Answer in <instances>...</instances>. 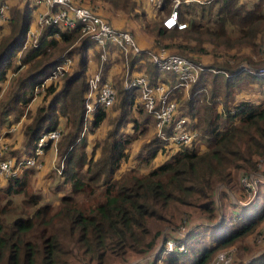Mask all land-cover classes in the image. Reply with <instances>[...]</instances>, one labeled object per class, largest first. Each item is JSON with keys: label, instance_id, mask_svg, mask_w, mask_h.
I'll list each match as a JSON object with an SVG mask.
<instances>
[{"label": "trees", "instance_id": "16d2710c", "mask_svg": "<svg viewBox=\"0 0 264 264\" xmlns=\"http://www.w3.org/2000/svg\"><path fill=\"white\" fill-rule=\"evenodd\" d=\"M98 1L79 0L77 5L97 13L94 7ZM102 1L114 10L126 12L125 20L136 24L137 30L153 32L154 44L149 48L160 47L169 40L167 46H174L183 56L191 52L209 54L206 44L214 54L222 53L213 67L227 73L225 91L218 96L217 77L210 80L211 71L201 73L188 96L181 87L175 89L172 97L178 101V108L173 123L187 117L190 128L199 133L197 141L173 153L168 142L157 136L151 142L148 158L162 155L166 159L147 173L128 170L118 176L123 163L130 158L129 148L135 140L133 135L123 134V128L132 124L136 130L149 120L138 118V106L139 115L145 111L153 118L143 108L139 90L123 87L117 91L112 127L104 142L88 154L84 149L85 137L81 135L89 92L90 53L97 57L100 46L83 36L80 27L61 30L50 26L41 34L37 47L24 49L35 6L31 2H25L23 7L13 5L8 32L0 37V84L7 81L10 73L16 74L8 97L0 102V126L9 122L10 115L18 121L25 114L36 85L64 57L73 56L76 67L59 90L53 84L47 88L46 95L54 97L38 107L25 127L23 153L10 156L8 149L7 154L17 160L29 157L40 136L61 128V119L66 117L69 130L58 145L60 159L65 160L59 177L70 190L61 195L59 205H54L43 203L42 193L32 190L27 182L23 184L29 175L27 170L7 180V187L0 192V264H107L114 258L129 261L131 255L144 257L159 246L162 238L168 239V231L163 234L170 226L177 231L183 208L196 209L207 223L194 226L186 237L187 251L168 255L166 264H210L218 251L255 234L264 222V202L259 201L264 182L259 185L256 198L242 206L253 207L251 213L240 209L236 215L234 210L239 205L223 195L218 205L215 193L219 184H227L240 193V200H245V191L236 182V176L258 172L259 164L264 163V101L231 103L241 85L240 63L246 62L255 71L264 66V62L252 56L264 52V0H192L183 4L187 10L181 8L180 19L188 23L184 30L167 29L163 24L162 11L170 13L172 0H165L164 9L152 5L160 16L155 21L147 17L141 0ZM129 32L133 34L132 30ZM107 49L108 62L120 60L114 53L123 54L118 46L108 44ZM21 50L22 63L31 66L19 75L14 62ZM129 56L131 73L139 72L151 85L174 87L179 83L175 74L158 69L148 57L135 53ZM248 75L253 81H264L258 72ZM114 104L95 112L91 131L104 122L106 111ZM98 148L100 154L95 158ZM18 193L24 196L14 201ZM220 216V223L211 225ZM159 225L160 230L156 228ZM178 237L179 233L173 238ZM247 264H264V252Z\"/></svg>", "mask_w": 264, "mask_h": 264}, {"label": "built area", "instance_id": "2783aa9c", "mask_svg": "<svg viewBox=\"0 0 264 264\" xmlns=\"http://www.w3.org/2000/svg\"><path fill=\"white\" fill-rule=\"evenodd\" d=\"M31 2L33 6H44V12H40L35 18L36 22L29 28L24 49L28 47H37L40 36L45 29L50 26L63 29H75L80 27L83 36L89 37L97 43L103 53L107 50L108 44H115L125 55L130 53L146 55L158 69L173 73L179 79V83L170 87L165 84L151 85L148 79L143 75H135L127 79L126 89L137 88L140 92V102L143 108L153 116L156 124L157 136L167 141L171 151L180 152L188 148L197 141L199 133L190 128V121L187 117H182L175 121L174 115L178 108L177 101L172 97L173 91L179 87L188 94L193 84H195L204 68L198 63L180 55L172 54L166 48H160L154 51H146L140 47L132 33L126 30L118 29L108 23L93 9L75 4L72 0H18ZM154 3L156 8H162L165 0H149ZM191 0H172V9L163 19V24L167 29L184 30L188 23L180 19L181 7L184 3H190ZM11 0H0V29L7 25L10 20V11L12 8ZM59 37V35H57ZM254 60H258L253 57ZM246 66H240L239 72L256 73L264 77V66L259 71L252 69L246 62ZM72 60L66 56L56 66V68L47 75L42 82L38 83L34 89V98L40 92L44 91L51 83L56 82L63 77L72 67ZM223 72L224 71H215ZM117 96V90L111 80L107 77L94 73L89 79V92L86 97L85 121L94 117L99 109L111 107ZM15 129L11 128V131ZM62 137V129L57 128L50 132L43 133L35 144L32 155L29 157L4 158L0 159V178L8 180L21 176L23 171L30 169H39L42 167V161L48 150H52L58 160V143ZM64 158L60 159L58 166L55 167L59 174L64 168ZM260 170L251 174H245L240 177V184L245 191V200H239V204L251 203L258 194V188L264 182V164H259ZM194 228L186 222L182 225L177 239H168L164 241L160 250L154 251L146 258L140 260L143 264H166L168 255L174 252H186V237L189 231ZM232 256L226 252H218L212 264H232Z\"/></svg>", "mask_w": 264, "mask_h": 264}, {"label": "rangeland", "instance_id": "374dc122", "mask_svg": "<svg viewBox=\"0 0 264 264\" xmlns=\"http://www.w3.org/2000/svg\"><path fill=\"white\" fill-rule=\"evenodd\" d=\"M24 3H25L24 1H18L17 2V4H19L18 6H21V7H23ZM151 5L155 6L154 3H152ZM171 7H172V4H171ZM182 8L184 10L188 9V7L186 5H183ZM166 15L167 14H164V16H166ZM134 25L136 26V24H134ZM4 27H6V30L0 32V37L8 32L7 31L8 24ZM148 34L150 35V37H149V41H150V38H153V37H152L151 33H148ZM162 43H163V45L160 47L157 46L154 48H152V47L147 48V47L142 46L141 48L146 50V51H154V50H156L155 48H157V49L158 48H166L172 54L180 55L182 57L190 59L191 61L198 63V65L200 64V66L204 68L203 72L211 71L212 76L210 77V80H212L215 75H216V77H218L217 83H216L217 87L224 84L225 76L222 74H219L218 72H215V71H222V70H218V68L213 67V65L216 64L215 62L220 60L219 58H221V57L219 55H222V53L214 54L212 51H210L212 49V47L209 44H206V47L208 48L207 50L209 51V54L199 55L197 53L191 52V53H188L189 56H183L178 52V50L174 46H172V48L167 46V44L170 43L169 40L166 43L165 42H162ZM145 46H147V45H145ZM69 50L70 49H68V51ZM245 52H246V49H245ZM114 53H115V55H117L118 58H120V60L115 61L114 63H111V67L113 66L116 68V66H119V68H116L115 71L110 72L112 74L109 75L108 78L111 79L112 83L114 84V87H116V90L118 91L119 89L126 86V82H127L128 78L133 77V74L138 75L140 73L139 72H137V73L133 72V74L131 73V67L129 64L130 61L132 60L131 56L121 54V53H118L116 51ZM23 55H24V50H21L20 53L15 57L14 65H15V69L19 75L25 73L27 71L28 67L31 66L29 64H23L22 63ZM252 56L255 57L256 59H258L259 61L264 62V52L263 51L252 54ZM144 57H146V55H144ZM69 58L73 62V65L70 68V70L63 77H61L59 80L51 83V85L52 84L55 85L57 90H59L62 87V85L66 79V76H68L70 73H72L73 69H75V67H76V59L74 60L73 56L69 57ZM97 59H98V66L96 67L95 71L92 74L98 73V74L106 77L107 76L106 75V69L109 67V62L105 60V56H103V58H102L100 53L97 54ZM244 63L245 62L240 63V66H246V64H244ZM17 67H18V69H17ZM129 67H130V69H129ZM144 67H146V64L144 65ZM15 74H16V72L10 73L7 81H5V83L0 84L2 87V90L0 92V102L6 100V98L8 97V91L10 90L11 87L13 88L12 82H13V78H14ZM92 74H89V79H90V76ZM248 74H249V72L244 71L240 75L238 83L241 85H240V88L238 90L236 88L237 92L235 93L234 101H232L231 103H235V102L237 103L239 101L237 99L238 95H243V94L249 95V92L254 89L253 84H255V83H257L259 85L258 88H260L261 91H264V81L263 80L253 81L251 76H249ZM219 78L221 79V81L219 80ZM49 86H47L44 91L37 94V96L35 97L36 101L34 103H32L33 102L32 101L31 103L28 104V106L25 109V114L18 121H15V117L13 115H10L11 118H10L9 122L6 124V128L10 129L13 126L18 127L16 124L19 123V129L20 130L14 134L12 132L9 138L12 139V141L15 140L14 141L15 143H18L19 140L21 139V137H24V139H25V141L23 143L24 149H25V142H26V136L24 134L25 127L31 122L32 118L36 114V110L38 109V107L43 105V103L44 104L49 103V101L54 97L53 94L46 95L47 88ZM222 90L220 92H217V93H219L218 95H222ZM217 91H218V89H217ZM189 93L184 94V95L188 96ZM179 94H180V92L176 93L177 100H179V98H178ZM182 94H183V92H182ZM34 95H35V93L33 94V99H34ZM259 95H264V93H260ZM182 97H183V95H182ZM177 103H178V101H177ZM117 104H118V101H116V103L114 104V106L110 110L106 111L107 112V118L104 120V122L99 127L94 128V130H92V131L90 128H91V122H92L93 118L91 120H89L86 130H85L86 121L84 119V127H83L81 137H85V140H86L85 145L86 146H84V149L88 154L92 153V150L97 146L98 143L102 144L104 142V140L106 139L108 132H109L108 130L110 127H112V124H111L112 119L116 115L114 108L116 107ZM219 108H222V105L219 106ZM139 111L140 110H139V106H138V109L136 110V115L138 116V118L141 121H144L146 119V117H149V120L148 121L145 120V122L141 124L140 128L136 129V130H134L132 124H129L127 127L123 128L122 133L125 135H133L135 140L132 142V144L129 148V157L130 158H128V160L123 163L121 169L118 172V176H120L122 173H124L125 171H128V170H133V171L138 172L140 174L147 173L152 167L156 166V163L158 161H160V158H154V159L148 158V155H149L148 150H150V148L153 147V144H151V142L153 140H155L157 137V132L155 130L156 124H155L154 118L150 117L145 111L140 113V115H139V113H138ZM152 124L154 127V131L152 128ZM60 127L62 128L63 131H62V137H61L59 143L62 141V139L64 138V135L69 130L66 117H63L61 119ZM59 143H58V145H59ZM202 146L205 147L204 145H202ZM9 149H10V151H9L10 156L18 155L19 153L21 154L24 151V150H22V148L20 146H15V147L13 146V148L11 149V145H10ZM100 150H101L100 148L97 149L95 158H97L99 156ZM160 156H162V155H160ZM7 157H9V156H7ZM58 158L59 159L56 161L55 167L58 166V163H59L58 161L60 160L59 152H58ZM53 171H54V173L51 176L49 175V177H48L50 184H49V182L47 183V181H45V184H42V182L38 183L41 180V179H39L40 177H37L36 176L37 174L34 175V173H32V172H29L28 178L26 177V179L23 180L24 181L23 184L27 182V184L29 183L32 190L42 193L43 197H44L43 203L48 202V203H51L54 205H59L61 195L65 194V193L67 194V192H69L70 188H69L68 184L63 183L64 181H63V179H61L59 177L60 174L58 171H56V168L53 169ZM239 178H240V175H237L236 176V182L240 185ZM4 180L5 179L0 178V192L7 187L8 182H5V183L2 182ZM5 181H7V180H5ZM241 189H242V187H241ZM233 191H234L235 195L239 196V194H240L239 192H237L236 190H233ZM217 192H218L217 193L218 194L217 200L220 198L221 195H223V197L224 196L227 197L229 200H231V199L233 200V197H232L233 193L226 186L223 187V185H220L218 187ZM23 196H24L23 193H20V194L18 193V194H16V196L13 197V200L19 201L20 199L23 198ZM242 199H244V198H242ZM81 200H82V198H81ZM260 200H261V202H264V188L261 189V191H260L259 201ZM241 207L242 206L236 207V209L234 210V213L236 215L238 212H240V209L243 210L244 212H249V213L254 211L253 207H247V208H244V207L241 208ZM182 211L184 214H182L181 216L179 215V219L177 222V224H178L177 231L176 232L173 231L172 230L173 227H171V226L169 229H167V227L165 228V230L166 229L167 230L164 231L163 235L165 236L166 232L168 231V233H169L167 236L168 239H175L173 237H175L176 234H178L179 231H181V227L186 221L187 222L189 221L191 223V224H188L186 222L187 225L193 226V227L197 226L196 228L207 223L206 218L203 215H201L194 208H183ZM161 226L162 225H159L156 228H158L160 230ZM163 239H165V237L162 238V241H163ZM162 241L159 243V246L154 251H157V249L162 244ZM164 241H166V240H164ZM186 241H187V239H186ZM222 251L226 252L232 256L234 264H241V263L247 264L251 260V258H255L256 256L263 253L264 252V222L261 224L260 228L258 229V231L255 234H253L249 237H246L244 240L237 242L235 245L228 247L226 249L220 250L218 252H222ZM152 253H150V254H152ZM150 254H148V255H150ZM148 255H146L144 257L131 255L129 258V261L128 260L124 261V260H120L119 258H114V259H110L107 262V264H143V262H141L140 260L146 258ZM215 257H216V255L214 256V258ZM214 258H213V260H214ZM213 260L210 264L213 263ZM125 262H127V263H125Z\"/></svg>", "mask_w": 264, "mask_h": 264}, {"label": "crops", "instance_id": "0c3cea01", "mask_svg": "<svg viewBox=\"0 0 264 264\" xmlns=\"http://www.w3.org/2000/svg\"><path fill=\"white\" fill-rule=\"evenodd\" d=\"M11 1H12V5L17 4V2H18V0H11ZM72 1L75 4H78L79 0H72ZM141 1H142V8L144 10H146L147 17L149 18V20L155 21L158 18L160 19V16L158 15V13H159L158 10H156L151 5L152 3L149 0H148L149 2L147 0H141ZM149 3H151V4H149ZM94 8L96 9L97 13L103 19L104 18L108 19L113 24L114 27H116L118 29H122V30H129V31L132 30V32H133L138 44L140 45V47L143 46V47L149 48L151 45L154 44L153 32H151L149 29H147V31H145V32L137 30V28H136V26L134 25L133 22H129V21L125 20V17H127L126 12H124L122 10H119V9H115L114 10V8L109 3L104 2L102 0H99ZM161 9H164V6ZM44 10H45L44 6L35 7V10L33 12V24H34V22H36L35 18L37 17V15L40 12H44ZM162 12H163L162 13L163 16H164L165 13H167L166 11H162ZM5 30L6 29H4V31ZM148 33H151L152 37H153V38H150V41H149L150 35ZM145 45H147V46H145ZM107 50L104 51V53H103V51L101 49L100 52H99L101 54L102 58H103V56H105V60L106 61L108 59ZM97 66H98L97 57H95V55L93 53H90L89 74H92L95 71ZM116 68H119V66H116ZM116 68L113 67V66L111 67V63L109 62V67L106 69L107 77H109V75L112 74L110 72L115 71ZM135 73H137V72H135ZM218 73L222 74V75H225V74H223V72H218ZM135 75H137V74H133V76H135ZM219 80L221 81L220 78H219ZM253 87H254V89L249 92V95H247V94L238 95L237 99L239 101H241V100L248 101L249 100V101H252L253 103H257V104H259L262 101H264V95H259L260 93H264V91H261L260 88H258L259 85L257 83L253 84ZM217 89H218V91H217ZM221 90H222V93H224V90H225L224 84H222L221 86H218V87L216 86V92H220ZM184 94H186L185 91H184ZM217 94H219V93H217ZM218 96H220V95H218ZM32 101L31 102L34 103L36 101V99L34 98V99H32ZM16 125L18 127H16V126L11 127L13 129H15L13 131H11V128L10 129L6 128V124L3 125V126H0V159H4V158H6L8 156L7 151L9 149L10 145H11V147L20 146L22 148V150H24V145H23V143L25 141L24 137H21V139L19 140L18 143H15L14 142L15 140L12 141V139L9 138L12 132L14 134V133H16V132H18L20 130L19 129V123H17ZM152 128H153V131H154L153 124H152ZM172 152L176 153V151H172ZM156 158H160V161H158L156 163V165H157V164L163 162L166 159V156L158 155ZM55 159H56V157H55L54 152L52 150H48L46 155H45V157L43 158L42 167H40L39 169H30V170H27V172L28 173L32 172V173H34V175L37 174L36 176L40 177L39 179H41L38 183L42 182V184H45V181H47V183L49 182V184H50V181L48 180V177H49V175L51 176L54 173L53 169H55V163L57 161ZM2 182L5 183L7 181L4 180ZM220 185H223V187H224V184H219L217 186L216 192H215L216 193V202L218 201L217 202L218 205H220V202H221L220 198L217 200V198H218V194H217L218 192L217 191H218V187ZM230 189H231V192H232L233 190H232L231 187H230ZM232 193H233L232 194L233 200L231 199V201L234 204H236V205L245 206L243 204H239L238 201L240 200L239 199L240 197L238 195H235L234 191ZM218 221L220 222V219ZM217 222L212 223L211 225H218V224H216Z\"/></svg>", "mask_w": 264, "mask_h": 264}, {"label": "water", "instance_id": "95a60500", "mask_svg": "<svg viewBox=\"0 0 264 264\" xmlns=\"http://www.w3.org/2000/svg\"><path fill=\"white\" fill-rule=\"evenodd\" d=\"M224 186L228 187L230 189V187L227 185V184H224ZM231 190V189H230ZM223 216L220 217V220H222ZM220 222L218 221L216 224H219ZM164 240L162 241V244L160 245V247L157 249L158 252H160L162 246H163V243H164Z\"/></svg>", "mask_w": 264, "mask_h": 264}]
</instances>
